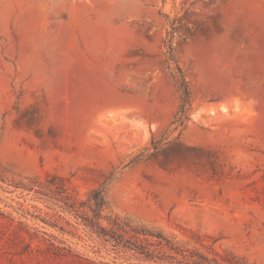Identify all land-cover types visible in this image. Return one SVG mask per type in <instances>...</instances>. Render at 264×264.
<instances>
[{
  "label": "rangeland",
  "instance_id": "1",
  "mask_svg": "<svg viewBox=\"0 0 264 264\" xmlns=\"http://www.w3.org/2000/svg\"><path fill=\"white\" fill-rule=\"evenodd\" d=\"M99 189L107 228L264 264V0H0V264H186L92 234Z\"/></svg>",
  "mask_w": 264,
  "mask_h": 264
},
{
  "label": "trees",
  "instance_id": "2",
  "mask_svg": "<svg viewBox=\"0 0 264 264\" xmlns=\"http://www.w3.org/2000/svg\"><path fill=\"white\" fill-rule=\"evenodd\" d=\"M181 81L180 90L182 91V105L180 112L182 114V120L184 119L191 103L189 87L183 77L181 78ZM56 178H59V176L52 175L51 177V179ZM51 192L52 194L48 195V197L54 205L63 210L68 209V211L77 216L80 215L83 202L78 204L76 201L72 200V196L65 185L56 186V189L51 188ZM89 201V207L93 212V217H89V215L86 217L84 216L82 220L83 224L92 232V234L96 233L100 239L113 244L117 248L134 250L142 254L145 257L144 259L157 263H169L167 259L174 256L172 252L176 251L177 253H181L183 258L187 260L186 264H239L237 260H235L236 256L233 254L223 257L222 260L217 257L209 259L202 254L199 255V258H195L194 254L188 255L184 252H180V250L174 246L172 240L162 232H158L156 234L158 238L154 240L145 230L132 226L118 217L111 222V228H107L100 223L102 208L105 204L103 190H96L94 194L91 195V198H89ZM0 215L7 216L1 211ZM51 224L57 226L55 223ZM60 229L63 232L66 231L63 226H60ZM35 235L39 238L42 237L40 239L47 242L46 248L54 254L61 255L63 254V250L71 251L65 246H59L56 244L53 240L54 235H50L46 231L35 229Z\"/></svg>",
  "mask_w": 264,
  "mask_h": 264
}]
</instances>
